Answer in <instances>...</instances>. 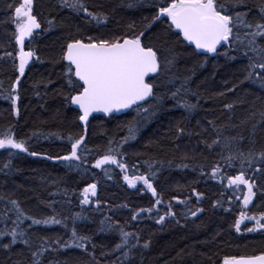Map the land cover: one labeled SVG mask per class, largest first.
Listing matches in <instances>:
<instances>
[{
    "label": "trees",
    "instance_id": "1",
    "mask_svg": "<svg viewBox=\"0 0 264 264\" xmlns=\"http://www.w3.org/2000/svg\"><path fill=\"white\" fill-rule=\"evenodd\" d=\"M19 3L0 0V138L11 132L26 142L29 152L11 150L10 154L0 149V210L9 207L7 201L17 200L27 215H57L69 229L75 224L78 235L88 237L86 248L53 244L42 257V264H222L226 256L264 254V228L248 231L256 227V221L249 219L240 224L239 232L234 227L242 211L257 218L264 213V169L253 178L256 195L245 206L246 185L233 191L235 186L228 187L226 179L221 182L220 176L211 175L216 164L225 176L238 175L240 162L228 167L222 159L227 151L221 146L208 147L219 135L237 138L234 144L244 152L264 151V87L246 78V49L241 46L233 50L234 58L198 55L182 37L167 32L166 24L153 25L145 31L144 42L158 49L161 58L175 56L171 72L155 82L154 92L164 97L163 102L155 110L145 103L148 112L133 109L121 116H93L85 132L78 111L68 102L69 95L75 93L66 75L68 63L63 59L66 44L74 39L87 42L89 37L130 35L129 25L142 31L154 15L153 8L139 0H84L90 11L107 17L106 22L101 19L98 23L64 7L61 0H33L32 12L41 28L25 40V51L35 55L20 76V46L11 19ZM225 4H237V0H225ZM261 7L264 0H238L235 11L248 13L247 19L256 22ZM259 43L264 45V40ZM17 79L19 85L13 94L20 99L13 104L5 97ZM182 85L195 93L187 96L197 105L192 111L178 106L171 96ZM130 127L137 131L123 144L120 159L127 163L129 176L147 174L152 165L156 173L152 183L163 201L159 213L163 215L168 202L176 213L165 217L162 224L157 223L155 210L132 219L141 208H155L157 197L142 183L131 187L124 180L125 172L116 165L94 167L110 142L129 136ZM80 137L84 138L77 150L81 159H61L70 155L71 143ZM93 183L96 195L89 196L91 202L84 204L83 189ZM189 209L203 211L192 216ZM8 215L14 218L13 213ZM30 223L26 220L22 227L28 231L31 248L19 240L5 248L3 245L10 243V237H5L0 241V264H32L31 253L45 238H70V231L62 225L29 228ZM109 224L112 227L106 228ZM120 229L135 234L129 245L136 247L115 250L121 242Z\"/></svg>",
    "mask_w": 264,
    "mask_h": 264
},
{
    "label": "snow or ice",
    "instance_id": "2",
    "mask_svg": "<svg viewBox=\"0 0 264 264\" xmlns=\"http://www.w3.org/2000/svg\"><path fill=\"white\" fill-rule=\"evenodd\" d=\"M64 7L70 8L77 14H84L86 17L96 22L107 21V17L101 16L89 10L84 0H61ZM139 3L152 7L154 15L151 20L145 25L142 31H135L132 25L129 28L132 30L130 35L117 36L112 39H92L88 38L85 42L83 39H74L66 44L63 59L67 64L66 75L68 83L72 86L74 95H69L68 102L71 105L77 106L79 120L84 122L86 126L89 117L93 113L103 112L112 114L124 109L135 107L139 112L143 109L148 112L149 109L144 107V103H148L153 110L161 104L164 97L154 92L156 81L170 73L175 62V56H165L161 58L158 54L159 50L147 44L142 39L145 38V31L151 29L153 25H167L166 31L171 35L180 38L189 45H194V50H200L198 55L215 54L224 55L229 58L233 50L239 49L241 46L246 49L245 56H248L249 64L247 71V79L258 81L264 87V45L259 43L264 40V7L259 10L260 19L256 22H251L247 19L248 13L235 11L238 4L229 5L226 7L225 0H139ZM33 0H20L18 6L14 7V14L11 17L15 25V40L19 44L18 55V70L20 76L24 75L25 68L30 60L33 59L35 53L31 50L25 51V40L30 39L36 29L41 28L37 17L32 12ZM11 7V5H10ZM51 26L53 21L48 22ZM243 33V38L242 34ZM218 48L225 51H218ZM251 53V55H249ZM11 56L12 53H6ZM38 59V57H37ZM173 76L170 81L174 79ZM75 79V83H73ZM19 85V79L15 81L13 88L9 91L6 99H11L13 104L20 99L18 95L13 93ZM195 95L190 93V90L177 88L171 93L176 104L188 111L194 110L197 105L191 103L187 96ZM228 107H231L229 105ZM17 109V113H18ZM211 123V122H210ZM137 131L135 127L129 128V136L122 138L120 142H110L107 152L101 158L95 161L94 167L101 168L106 164H113L125 172L124 180L135 188L137 183H142L147 190H150L152 195L157 197L154 205L155 208H141L136 212L132 219L136 220L141 213L157 212V223H163L165 217L176 215L172 211L171 202L166 205V211L163 215L159 213V206L163 203L159 197L156 188L153 186L152 180L155 179V171L152 165L149 164V172L139 175H127L128 165L120 157L123 156L121 151L124 143L128 139L134 138ZM182 133L183 129H179ZM219 133V130L217 129ZM71 140L72 137H69ZM237 138L220 137L218 135L211 145L221 146L222 151H227V156L222 159L228 167H234V161H239L241 164L240 172L235 176H225L219 164H216L211 171L213 177L220 176L221 182L227 180L228 187H233V191L239 189L240 185L247 186V195L243 198L245 206L251 204L256 193L253 191V178L264 169V151L259 153L252 149L244 152L238 144H234ZM241 140L243 138H240ZM84 138L80 137L71 143L70 155L61 157L66 161H79L81 156L77 154V150L83 143ZM223 140V144H221ZM0 149L7 150L11 154V150L20 152H29L26 142L17 140L14 135L9 132L0 138ZM84 151H88L86 148ZM30 155L35 156V152ZM147 163V162H146ZM8 167V164L4 165ZM79 167V165H77ZM247 169V178L246 171ZM96 195V184H90L83 189L82 203H90L89 196ZM200 194L197 193V196ZM2 199V198H0ZM175 199V198H174ZM184 203V201H178ZM219 203V202H218ZM9 207L0 210V241L5 237H10V243L4 244L5 248L15 245L18 240L29 246L28 231L22 227L24 222L30 221L28 227L34 225H62L66 231H70L68 241L57 239L48 241L46 238L43 243L32 251V264H42V257L48 252L52 245L69 247L74 245L77 248H86L88 237L78 235L75 224L69 229V225L62 219L57 218V215L34 218L27 215L20 203L17 200L7 201ZM55 212V209H53ZM192 216H196L197 212H202L203 209L192 211L189 209ZM8 213H13L9 216ZM79 218V214H77ZM255 220L256 227L249 228L248 231H255L258 228H264V213H261L259 218L256 216H247L243 211L240 213V219L236 221L234 227L237 232L240 231V224L245 220ZM109 224L106 228H111ZM116 227H119L117 223ZM105 230V229H102ZM121 242L115 246L116 251H120L128 246L129 250L136 247V244L129 245V240L135 234L123 231L120 229ZM138 239V237H137ZM148 245L145 244V247ZM127 256V253H125ZM223 264H264V254L250 257L226 256L223 259Z\"/></svg>",
    "mask_w": 264,
    "mask_h": 264
},
{
    "label": "water",
    "instance_id": "3",
    "mask_svg": "<svg viewBox=\"0 0 264 264\" xmlns=\"http://www.w3.org/2000/svg\"><path fill=\"white\" fill-rule=\"evenodd\" d=\"M191 46L194 47V45H191ZM197 51L199 52L200 50H197ZM142 103L145 104V102H142ZM72 106L74 107L75 110H77V106H75V105H72ZM135 107H136V106H133V108H130V109H124V110H121V111H119V112H114V113H112V114H107V113H103V112L93 113L92 116L89 117V121H88V123H87L86 126L84 125V122L80 121V123H81L82 127L85 128V130H87V126H88V124H89V122H90V119H91L93 116H105V117H110V116H121V115H124V114L128 113L129 111H131V110L134 109ZM77 111H78V110H77ZM222 264H223V263H222Z\"/></svg>",
    "mask_w": 264,
    "mask_h": 264
},
{
    "label": "bare ground",
    "instance_id": "4",
    "mask_svg": "<svg viewBox=\"0 0 264 264\" xmlns=\"http://www.w3.org/2000/svg\"><path fill=\"white\" fill-rule=\"evenodd\" d=\"M67 62V61H66ZM68 63V62H67ZM73 107V106H72ZM74 108V107H73ZM135 109V108H134ZM133 110V109H132ZM79 122H80V120H79ZM81 124V123H80ZM82 126V125H81ZM85 132H87V130H85Z\"/></svg>",
    "mask_w": 264,
    "mask_h": 264
},
{
    "label": "rangeland",
    "instance_id": "5",
    "mask_svg": "<svg viewBox=\"0 0 264 264\" xmlns=\"http://www.w3.org/2000/svg\"><path fill=\"white\" fill-rule=\"evenodd\" d=\"M140 184V183H137V185ZM137 187V186H136ZM91 196V195H90Z\"/></svg>",
    "mask_w": 264,
    "mask_h": 264
}]
</instances>
